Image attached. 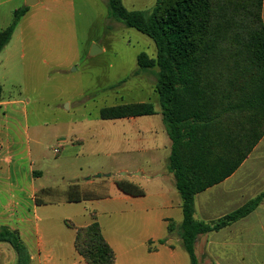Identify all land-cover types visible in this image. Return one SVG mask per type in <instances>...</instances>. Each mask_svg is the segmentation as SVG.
<instances>
[{
    "label": "rangeland",
    "instance_id": "rangeland-1",
    "mask_svg": "<svg viewBox=\"0 0 264 264\" xmlns=\"http://www.w3.org/2000/svg\"><path fill=\"white\" fill-rule=\"evenodd\" d=\"M25 1L17 0L13 6L23 8ZM40 1L36 7H29L31 10L20 21L11 45L17 50L10 61L4 60L3 64L8 65L0 70V82L5 85L7 97L21 95L28 102L31 123L47 125V136L52 135L51 149L57 145L53 136H62V146L56 148L61 152L58 163L49 162L42 169L40 184L48 188L38 198L52 204L43 211L56 210L62 220L61 229L71 238L74 232L65 221L75 226L85 224L95 213L96 221L104 226L120 252L130 244L129 238L139 240L145 218L156 212L135 208L122 199L123 193L112 183L131 180L154 193L157 184L168 182L166 177L155 176L164 174L171 182L175 180L169 171L172 142L157 90L159 68L138 66L142 53L156 60L157 48L147 36L109 18L108 0ZM156 1L123 3L129 10L148 12ZM217 4L206 56L208 74L213 78L220 72L217 65H221V59H229V47L238 55L244 51L243 45L251 44L256 14L253 0ZM12 18L4 24H10ZM94 45L99 49L97 55H91ZM142 103L153 104L156 114L120 120L100 117L103 108ZM50 155L53 158L51 150ZM73 184L93 200L68 203L67 190ZM67 251L70 256L80 257L75 245Z\"/></svg>",
    "mask_w": 264,
    "mask_h": 264
},
{
    "label": "trees",
    "instance_id": "trees-1",
    "mask_svg": "<svg viewBox=\"0 0 264 264\" xmlns=\"http://www.w3.org/2000/svg\"><path fill=\"white\" fill-rule=\"evenodd\" d=\"M220 1L224 0H157L151 11L144 12L127 9L123 0H108L109 18L147 36L157 48L156 60L142 53L138 56V66L159 68L157 90L172 142L169 171L175 177L182 200L179 235L191 264H198L195 245L200 235L219 232L248 217L264 199L262 193L236 211L209 223L198 221L194 216L196 196L232 176L264 137V0H253L256 14L251 44L243 45L244 51L238 55L229 47V59H221V65H217L220 72L213 78L208 74L207 41ZM28 11V7L16 10L10 26L0 32V53ZM155 114L151 103L106 107L100 111L102 120ZM116 186L123 194L145 196L132 182L119 181ZM90 200L93 198L84 195L78 184L67 190L68 203ZM67 224L76 230L75 249L87 264H115V251L97 221L82 228ZM175 228L171 222L169 233ZM0 243L13 247L18 264H30V255L18 232L3 228ZM165 243L166 239L157 242L158 245ZM151 245L152 242L149 250L153 251Z\"/></svg>",
    "mask_w": 264,
    "mask_h": 264
},
{
    "label": "crops",
    "instance_id": "crops-1",
    "mask_svg": "<svg viewBox=\"0 0 264 264\" xmlns=\"http://www.w3.org/2000/svg\"><path fill=\"white\" fill-rule=\"evenodd\" d=\"M15 2L17 0H0V32L10 26L13 18L10 24H4L5 21L20 9L13 6ZM40 2L38 0L34 7ZM24 7H27L26 1ZM262 19L264 22V1ZM19 24L10 43L0 53V70L8 65L3 64L4 60L8 62L15 55L16 45H11L18 34ZM0 86V231L7 228L18 232L30 255V264H83L84 259L80 255L70 256L67 251L69 246L72 249L75 245L76 230L67 224L73 223L65 221V225L74 232L71 238L72 235L61 229L62 220L56 210L47 212L48 208L43 211L44 207L52 204L38 198V194L48 188L40 184L44 176L42 169L48 167L49 162L58 163L61 152L57 155L55 150L58 145L62 146V136H53L57 145L51 149L49 142L52 135L47 136V125L31 123L28 102L21 95L7 97L4 83L0 82ZM136 171L145 173L144 170ZM164 177L167 184H157L154 193H148L139 186L145 196L136 198L123 194L122 199L128 200L135 208L146 213L156 212L154 216L145 218V230L139 240L129 238L128 247L118 252L104 226L98 222L106 241L115 251V264H191L179 235V226L183 221L182 200L174 179L171 182L168 175L155 176ZM146 179L151 180L152 177L147 176ZM117 182L112 186L117 187ZM262 193L264 137L232 176L196 196L195 219L206 223L219 220ZM94 214L89 222L86 220L85 224L73 225L78 228L91 225L96 221ZM171 222L176 228L169 233ZM162 239H166V243L158 245L157 242ZM150 242L153 251L149 250ZM195 253L198 264H264V199L248 217L219 232L200 235ZM0 264H18V255L9 243H0Z\"/></svg>",
    "mask_w": 264,
    "mask_h": 264
},
{
    "label": "water",
    "instance_id": "water-1",
    "mask_svg": "<svg viewBox=\"0 0 264 264\" xmlns=\"http://www.w3.org/2000/svg\"><path fill=\"white\" fill-rule=\"evenodd\" d=\"M38 0H26V6L27 7H31L34 6L35 4H37ZM102 50H100L101 52ZM99 53V49L98 47H96V45L93 46L92 51H91V55H97ZM139 175V174H136Z\"/></svg>",
    "mask_w": 264,
    "mask_h": 264
},
{
    "label": "built area",
    "instance_id": "built-area-1",
    "mask_svg": "<svg viewBox=\"0 0 264 264\" xmlns=\"http://www.w3.org/2000/svg\"><path fill=\"white\" fill-rule=\"evenodd\" d=\"M55 152H56V153H59V152H60V150H59V149H57V150H55Z\"/></svg>",
    "mask_w": 264,
    "mask_h": 264
}]
</instances>
